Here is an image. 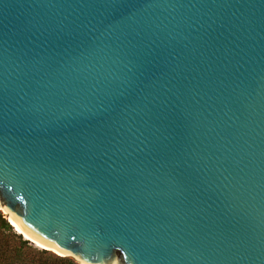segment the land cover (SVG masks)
Wrapping results in <instances>:
<instances>
[{
    "label": "water",
    "instance_id": "obj_1",
    "mask_svg": "<svg viewBox=\"0 0 264 264\" xmlns=\"http://www.w3.org/2000/svg\"><path fill=\"white\" fill-rule=\"evenodd\" d=\"M4 208L81 264H264V0H0Z\"/></svg>",
    "mask_w": 264,
    "mask_h": 264
},
{
    "label": "trees",
    "instance_id": "obj_2",
    "mask_svg": "<svg viewBox=\"0 0 264 264\" xmlns=\"http://www.w3.org/2000/svg\"><path fill=\"white\" fill-rule=\"evenodd\" d=\"M0 264H81L41 248L19 233L0 210Z\"/></svg>",
    "mask_w": 264,
    "mask_h": 264
},
{
    "label": "bare ground",
    "instance_id": "obj_3",
    "mask_svg": "<svg viewBox=\"0 0 264 264\" xmlns=\"http://www.w3.org/2000/svg\"><path fill=\"white\" fill-rule=\"evenodd\" d=\"M3 211L7 214L5 208L3 209ZM10 220L11 222L14 224V226L17 228L18 232L20 233H24L26 236L25 238H29V239H32L26 232H24L20 227L19 225L14 221V219L12 217H10ZM36 245L41 247V248H48L50 249L48 246H46L45 244H42L41 242H38V241H35ZM61 254V253H60Z\"/></svg>",
    "mask_w": 264,
    "mask_h": 264
},
{
    "label": "rangeland",
    "instance_id": "obj_4",
    "mask_svg": "<svg viewBox=\"0 0 264 264\" xmlns=\"http://www.w3.org/2000/svg\"><path fill=\"white\" fill-rule=\"evenodd\" d=\"M3 212V211H2ZM4 214H6L5 212H3Z\"/></svg>",
    "mask_w": 264,
    "mask_h": 264
}]
</instances>
